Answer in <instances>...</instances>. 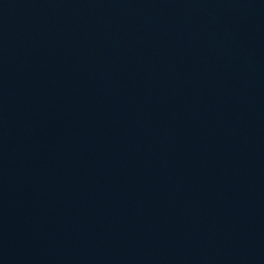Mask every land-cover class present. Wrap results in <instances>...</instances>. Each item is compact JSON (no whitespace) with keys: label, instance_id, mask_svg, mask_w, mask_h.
<instances>
[{"label":"water","instance_id":"obj_1","mask_svg":"<svg viewBox=\"0 0 264 264\" xmlns=\"http://www.w3.org/2000/svg\"><path fill=\"white\" fill-rule=\"evenodd\" d=\"M0 264H264V0H0Z\"/></svg>","mask_w":264,"mask_h":264}]
</instances>
